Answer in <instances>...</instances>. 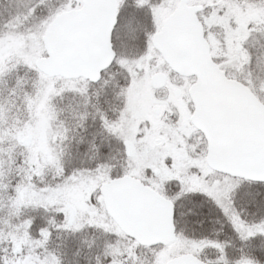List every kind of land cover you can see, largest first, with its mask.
Returning <instances> with one entry per match:
<instances>
[{"label":"snow or ice","instance_id":"1","mask_svg":"<svg viewBox=\"0 0 264 264\" xmlns=\"http://www.w3.org/2000/svg\"><path fill=\"white\" fill-rule=\"evenodd\" d=\"M0 264H264V0H0Z\"/></svg>","mask_w":264,"mask_h":264}]
</instances>
